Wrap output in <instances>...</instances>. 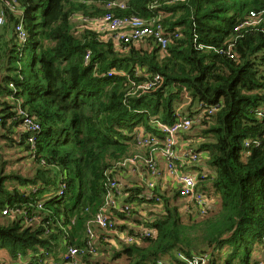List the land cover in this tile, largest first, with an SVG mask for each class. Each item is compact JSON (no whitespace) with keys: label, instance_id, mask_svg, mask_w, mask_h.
Wrapping results in <instances>:
<instances>
[{"label":"trees","instance_id":"obj_1","mask_svg":"<svg viewBox=\"0 0 264 264\" xmlns=\"http://www.w3.org/2000/svg\"><path fill=\"white\" fill-rule=\"evenodd\" d=\"M15 1L21 12L8 9L0 33V138L11 153L0 160V252L43 264L46 251L60 260L74 246L82 263L104 264L85 251L88 228H97L92 221L112 194L149 208L147 217L137 208L110 209L113 228L96 229L97 248L112 247L114 261L190 264L207 256L210 264L264 263L253 258L254 250L264 251V0ZM107 13L161 23L169 39L164 55L152 37L118 48L74 23L78 15L82 26ZM252 14L260 24L244 26ZM20 20L25 42L15 31ZM19 101L41 126L34 149L21 131ZM212 106L213 113L201 114ZM185 116L198 124L179 134V148L200 159L175 165L198 175L197 190L212 204L203 217L183 212L178 188L170 197L156 184L158 202L133 181L122 192L110 186L129 171L120 165L128 159L146 169L152 147L136 146L137 130L159 137L161 146L157 123ZM32 151L30 164L21 165ZM155 203L166 213L151 219ZM142 227L155 235L141 237Z\"/></svg>","mask_w":264,"mask_h":264},{"label":"built area","instance_id":"obj_2","mask_svg":"<svg viewBox=\"0 0 264 264\" xmlns=\"http://www.w3.org/2000/svg\"><path fill=\"white\" fill-rule=\"evenodd\" d=\"M4 2V5L0 8V27H2L6 22L7 17V10L10 9L13 12H21L20 7L17 6V3L15 0H0ZM156 2L164 1V0H155ZM123 5V4H121ZM262 18L260 16H257L255 14H252L250 16V19L246 21L243 25L244 26H251V25H258L260 24ZM89 23H92L93 30H97L101 35L102 38L106 41H112L115 45L118 47L126 44H131V42H138L142 39H147L152 37L155 39L156 42L159 43V47L161 48V54L165 53V50L167 49L169 39L164 36V29L162 24L158 25H152L153 23L148 22L145 19L140 18L139 16L132 15L131 17H118L114 14L107 13L102 16L94 17L92 19H88ZM18 40L20 42H25L28 33L27 30L24 27V24L22 23V20L18 23V25L15 28ZM90 52L86 55V60H89ZM231 57H234L230 55ZM160 77L157 76V79ZM153 83L145 84L142 87L143 90L150 89L152 87ZM215 110V107H207L204 108L201 111V114H207V113H213ZM16 112L17 115L23 117V125L21 131L25 132V135H27V143L32 146V149L35 148V142L37 133L40 131L41 126L38 123L39 121L35 116H30L27 114V112L24 110L22 106V101H19L16 105ZM195 119L193 117H180L177 121L172 123L171 125H167L164 123H157L161 129L165 133V140L160 144V138L154 135L147 134L146 132H142L140 130H137V135L135 139L136 146L140 149L146 148V147H152V151L150 154V157L145 158V166L148 172H151V177L146 179H143L142 182L139 184L141 186H145L146 190L144 192V196L149 200H159V196L154 192V186H155V180L157 181L158 178L162 177V170L160 168L159 161L156 158V154L162 155L165 160V168L167 169V176H165L164 180L171 181L172 186H174L176 189L178 188L180 190V194L187 199L188 202H192L194 206L197 207L199 213L202 216H205L210 207L211 204L205 197V195L197 190L198 188V175L195 172H182L179 170V168L176 167V162L178 160H181L180 165H184L185 163H188L190 161H197L200 159V154L188 149H182L179 148V137L180 133L182 131H188L190 127H192ZM247 145H249V142H246ZM258 144V143H257ZM177 149H179L177 151ZM181 153H180V152ZM29 153V157H34V152H27ZM131 162L134 163V159H128L125 163H122L120 165H126L127 163ZM135 172V170H133ZM169 174V175H168ZM119 178V177H118ZM114 179L113 182L110 184L111 187L117 188L116 191L120 192L121 188L120 186L123 185V181L120 178ZM125 185V184H124ZM129 187V185H127ZM64 190L62 189L60 191V195ZM136 207L132 206V204H123L119 205V200H116L115 197L112 194L108 195V201L107 206L105 208H102L98 215L94 218L92 221V224L96 225L97 228H101L103 230H109L113 228V221L110 220L111 216L108 214V211L110 209L114 210H121L122 212H126L128 214L131 213V210ZM4 215H7L8 210L3 211ZM97 228L89 227L88 228V235L90 237V240L88 242L89 246L86 249L85 253L90 254L91 256L98 253L97 252V244L96 241L99 240V235L95 233L97 231ZM141 237H151L155 234V231L150 230L148 228H140ZM122 239H124L128 243H132V240L130 237L127 236H121ZM264 239V238H263ZM84 251V250H83ZM46 256L49 257L48 252H46ZM81 254L77 247L71 246L68 250H66L61 255V260H48L45 261V264H84L82 261H80ZM183 258V257H182ZM160 264H167L163 261L160 262ZM190 264H209V259H207V256L199 259H193ZM260 264H264L261 262Z\"/></svg>","mask_w":264,"mask_h":264},{"label":"rangeland","instance_id":"obj_3","mask_svg":"<svg viewBox=\"0 0 264 264\" xmlns=\"http://www.w3.org/2000/svg\"><path fill=\"white\" fill-rule=\"evenodd\" d=\"M1 8V7H0ZM81 20L80 19H78V18H75L74 19V23H77L76 25L78 26V31H80V30H82L83 28H91V29H93V25H92V23H89L88 21L87 22H83L82 23V26H79L78 25V23L80 22ZM2 29H3V27L0 29V33H2ZM9 101H10V98H7ZM188 102H186L185 104H187ZM185 104H184V106L182 107V108H180V111H183L184 110V108H185ZM193 124H198V122H196V121H194V123ZM182 140V137H181V139L179 140V143H178V145L179 146H182L181 145V143L180 142H182L181 141ZM190 142H191V140H189V145H190ZM7 146L8 145H6L5 144V140L4 139H2V138H0V153L1 154H5V156H0V160H4L5 158H7V159H9L10 158V150H9V148H7ZM189 147V146H188ZM185 149V148H184ZM31 158L30 157H25V159L21 162V165H24L27 161H31L30 160ZM135 163H136V165H138L139 166V164H138V161L137 160H135ZM27 164H30V162H27ZM127 165H129V167L131 168V167H137V166H134L131 162H128L127 163ZM141 167V166H140ZM140 167H137V168H140ZM146 170V172L148 171L147 169H145ZM130 171V170H129ZM128 171V172H129ZM141 171V170H140ZM155 183L156 184H158L159 182L158 181H156L155 180ZM171 184V182H168V180H164V190H168V191H171L172 190V188L174 187V186H171L170 185ZM161 187H162V185H161ZM161 191H163V190H161ZM148 210H149V208H148ZM184 218H187L186 216L184 217ZM107 233V232H106ZM123 234V236H126L125 235V233H122ZM121 235V234H120ZM106 239H109V238H106ZM123 240V239H122ZM122 240H120V241H122ZM120 241H118L119 243H120ZM124 241V240H123ZM111 242L112 243H114L115 245H113V247L114 246H116L115 248L117 249L118 248V246H119V244L117 243V241H115V242H113V240H111ZM122 243V242H121ZM98 244V243H97ZM118 244V245H117ZM100 244H98V246H99ZM101 246V245H100ZM259 246V245H258ZM107 250V251H106ZM97 252L98 253H96V254H94V255H92V258L93 259H95V260H100L101 259V262H103L104 264H122V263H126V259H125V257H121V258H119V260L118 261H114V260H112V253L114 254L115 252H113V248L112 247H101V249L100 248H97ZM111 252V253H110ZM259 255H261V254H259ZM114 256V255H113ZM258 257H262V256H257V253H256V250H254V252H253V258H258ZM263 258V257H262ZM25 259V258H24ZM24 259H16V260H10V257L7 255V253L5 252V251H1L0 252V264H26V262H25V260H28V258H26L25 260Z\"/></svg>","mask_w":264,"mask_h":264},{"label":"clouds","instance_id":"obj_4","mask_svg":"<svg viewBox=\"0 0 264 264\" xmlns=\"http://www.w3.org/2000/svg\"><path fill=\"white\" fill-rule=\"evenodd\" d=\"M79 17H75V18H78V19H80L81 20V15H78ZM102 16V15H101ZM83 19V18H82ZM88 19H91V18H87V20H85V22H87L88 21ZM164 29V28H163ZM93 30V29H92ZM95 30V29H94ZM93 30V31H94ZM98 34H99V37H100V39L101 40H104V41H106L105 39H103L102 38V35L97 31V30H95ZM164 36H165V32H164ZM151 38V37H150ZM149 38V39H150ZM167 38V37H166ZM148 39V38H147ZM109 41V40H108ZM169 43V42H168ZM126 45H128V44H126ZM116 47H118L117 45H116ZM121 47V46H120ZM119 48V47H118ZM161 51V50H160ZM166 51V50H165ZM162 55H164V54H162ZM22 103H23V101H22ZM23 106V105H22ZM212 107H214V106H212ZM203 110V109H202ZM136 144V143H135ZM156 155H159V154H156ZM162 156V155H161ZM163 159H164V157H163ZM158 160V159H157ZM135 163V162H134ZM133 164V163H132ZM129 166V165H128ZM130 171L129 172H132L133 170H138V168L137 167H135V168H133V167H129L128 168ZM145 170V169H144ZM145 172H146V170H145ZM146 174H148V171L146 172ZM165 176H167V169H165V170H162V177H160V178H158L157 179V181L159 182L158 183V187L160 186V181L162 182V181H164V179H165ZM119 178H120V181L122 180L123 181V183L125 184V186L127 187V185H129V187H130V183L128 182V183H125L124 182V180L122 179V177H121V175H119ZM148 178H150V176L148 177V176H146V180L148 179ZM167 180H168V178H167ZM169 181V180H168ZM169 182H171V181H169ZM156 185V184H155ZM145 187V186H144ZM176 188L175 187H173L172 188V190L170 191V192H174V190H175ZM160 190H163V186L162 187H160ZM165 191H168V190H165ZM64 192H65V190H64ZM64 192L62 193V194H64ZM155 192V191H154ZM156 193V192H155ZM58 195H59V197H62V196H60V192L59 193H57ZM158 196V195H157ZM48 198H50V197H48ZM146 198V197H145ZM160 198V197H159ZM178 198H179V200H180V202H179V205H181V208H183V207H185V209L186 210H184L183 212L184 213H193V214H195V215H199V216H202L200 213H199V211H198V209H197V207L196 206H194V204H192V202L190 203V202H188L187 201V199L186 198H184L181 194H180V196H178ZM147 199V198H146ZM155 199V198H154ZM148 200V199H147ZM150 200V199H149ZM161 200V198L158 200V202ZM123 204H126V203H122V202H120L119 201V205H123ZM211 204V203H210ZM145 205V204H144ZM211 206H212V204H211ZM139 207L140 206H136V208L137 209H139ZM211 208V207H210ZM119 209H117L116 211H118ZM152 211H153V214H152V216H151V219H154L155 218V215L157 214V215H160V214H165L166 213V210H165V207H163V205H161L160 203H155L154 204V206L152 207V209H151ZM210 210V209H209ZM115 211V212H116ZM209 212V211H208ZM208 214V213H207ZM206 214V215H207ZM146 216V215H145ZM147 217V216H146ZM203 217V216H202ZM151 230V229H150ZM154 231V230H153ZM155 235V234H154ZM153 235V236H154ZM264 238V237H263ZM46 252H48V251H46ZM63 254V252L62 253H60L59 254V256H61ZM51 257H53L52 255H51ZM54 258V257H53ZM60 260H61V257L59 258ZM59 261V260H58ZM209 264H210V260H209Z\"/></svg>","mask_w":264,"mask_h":264},{"label":"crops","instance_id":"obj_5","mask_svg":"<svg viewBox=\"0 0 264 264\" xmlns=\"http://www.w3.org/2000/svg\"><path fill=\"white\" fill-rule=\"evenodd\" d=\"M158 161H159L161 170H165L166 169L165 168V160L163 159V157L160 154L158 155ZM133 165L134 166H137V167H140L141 166L140 164H139V166L136 165V163H133ZM133 168H135V167H133ZM146 176H147V174H146L145 170L142 167L138 168V170H135V172L132 171V172H127V173L121 174V177H122V179L124 180L125 183L132 182L133 181V183H135L137 185H139L142 182L143 179H146ZM161 185L164 188V181H162V182L160 181V186L159 187H161ZM163 191H165V190L163 189ZM167 192L169 193V196L170 197L175 196V192H173V193L170 192V191H167ZM139 206L140 207H139L138 211L141 212L142 214L146 215L148 213V206L147 205L145 206L144 204L139 205ZM121 236H123L122 233H121ZM48 254H49V257L46 256L44 258L43 264H45V261L53 260L54 259L53 257H51L50 252H48ZM259 254H261V255H259ZM257 256L264 257V251H262L260 253L257 252ZM51 258H53V259H51ZM19 259H24V258H19ZM79 259L81 261V257ZM25 262H26V264H28V260H25Z\"/></svg>","mask_w":264,"mask_h":264},{"label":"bare ground","instance_id":"obj_6","mask_svg":"<svg viewBox=\"0 0 264 264\" xmlns=\"http://www.w3.org/2000/svg\"><path fill=\"white\" fill-rule=\"evenodd\" d=\"M179 146V145H178ZM151 177V176H150ZM169 182V181H168ZM171 185V184H170ZM172 186V185H171ZM120 192H122V191H120ZM133 235V234H132ZM104 236V235H103ZM107 238V237H106ZM105 241V240H104Z\"/></svg>","mask_w":264,"mask_h":264}]
</instances>
